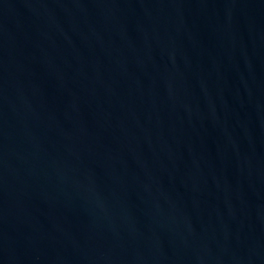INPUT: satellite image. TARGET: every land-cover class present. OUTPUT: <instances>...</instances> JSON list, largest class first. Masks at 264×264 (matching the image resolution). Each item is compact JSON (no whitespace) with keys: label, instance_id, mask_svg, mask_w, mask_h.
<instances>
[{"label":"water","instance_id":"1","mask_svg":"<svg viewBox=\"0 0 264 264\" xmlns=\"http://www.w3.org/2000/svg\"><path fill=\"white\" fill-rule=\"evenodd\" d=\"M0 264H264V0H0Z\"/></svg>","mask_w":264,"mask_h":264}]
</instances>
